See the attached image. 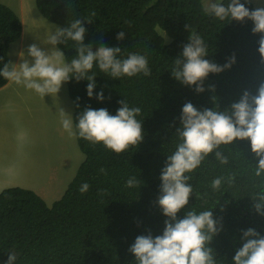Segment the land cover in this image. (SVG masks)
<instances>
[{"label":"trees","instance_id":"trees-1","mask_svg":"<svg viewBox=\"0 0 264 264\" xmlns=\"http://www.w3.org/2000/svg\"><path fill=\"white\" fill-rule=\"evenodd\" d=\"M202 5L203 0H36L39 13L60 28L75 19L85 20L84 43L93 45L94 51L103 44L124 49L121 58L130 52L147 56L150 76L113 79L98 68L93 70L95 94L103 91V102L87 95V80L66 82L75 132L76 117L83 109L106 108L115 115L121 107L119 101L125 99L130 107L141 109L137 119L142 122L144 140L117 155L77 133L85 160L63 196L51 206L29 189L3 190L0 264H7L9 253L15 255V264H136L129 252L136 237L163 233L167 217L158 205L160 177L167 156L181 143L176 129L183 106L191 102L201 111H224L245 90L256 94L264 82V60L258 52L260 35L252 33L253 22L220 21L205 15ZM246 6L255 9L253 0ZM186 25L205 40L209 61L223 66L233 54L236 57L231 69L209 74L202 93H197L195 86L181 84L171 72L175 60L182 58L183 45L190 42ZM121 31L125 33L123 41L117 39ZM22 32L19 15L0 4V69L11 62L10 46L20 40ZM58 47L69 63L77 56V45L71 40ZM9 82L0 76V89ZM218 150L228 162L222 164L213 153L187 174L194 193L178 216L183 218L193 209L197 213L213 210L222 231L210 247L217 264H233L236 250L242 247L243 231L254 228L264 235V216L256 212L252 199L264 192V175H255L259 161L250 140H237ZM131 177L140 184L126 187ZM220 177L224 182L214 190L212 182ZM84 183L90 186L87 192L80 191Z\"/></svg>","mask_w":264,"mask_h":264},{"label":"clouds","instance_id":"clouds-1","mask_svg":"<svg viewBox=\"0 0 264 264\" xmlns=\"http://www.w3.org/2000/svg\"><path fill=\"white\" fill-rule=\"evenodd\" d=\"M251 2L252 0H245L244 3L241 0H227L226 3L225 0H204L202 10L205 15L220 21H252V33L260 35L258 52L264 60V6L252 10L246 6V3ZM84 22L85 20L75 19L68 27L55 26L54 31L46 33L42 41L51 46L49 49H42L33 43L26 52L18 53L20 63H5L0 69V76L34 90L42 97L58 96L62 86L73 78L77 82L87 80V95L103 102V91L95 94L97 83L94 69L98 68L113 79L151 75L146 55L130 52L121 58L124 49L120 47L102 44L94 51L93 45H85ZM185 27L190 31V42L183 45L182 58L175 60L172 76L185 86H195V91L202 93L205 91L204 81L209 74H219L231 69L236 63V57L233 54L223 66L209 61L205 58L209 54L205 40L191 31L190 25ZM117 39L123 41L125 33L119 32ZM69 40L77 45V56L70 63L58 47L60 44L67 45ZM119 104L121 107L115 115L110 114L106 108L93 109L89 106L83 109L75 120L76 132L73 131L72 115L60 108L63 129L70 136L78 133L79 137L93 144L102 143L119 155L140 145L144 140L142 122L137 119L141 109L130 107L125 99L119 101ZM180 121L176 133L181 143L167 156L160 177L162 184L158 205L167 217L165 227L161 235L153 236L149 232L148 235L136 237L129 248V252L135 256L136 264H217L216 253L214 255L210 244L214 236L222 231V224L214 218L213 210L199 213L194 209L188 210L183 218L178 214L189 205L194 193L189 183L191 176L187 174L193 173L213 153L222 164L228 162L227 157L218 150L221 145H231L237 140H250L251 150L259 161L255 175H264V82L259 84L256 94L245 90L240 99L224 111L208 108L201 111L187 102L182 108ZM140 182L136 177H131L127 180L126 187L138 186ZM223 182V177L215 179L212 188L219 190ZM89 187L84 183L80 191L87 192ZM196 197L199 199L197 193ZM252 199L255 201L256 212L264 216V192ZM15 259V255L9 253L7 264H15ZM233 264H264V235L254 228L243 231L242 247L236 250Z\"/></svg>","mask_w":264,"mask_h":264},{"label":"rangeland","instance_id":"rangeland-1","mask_svg":"<svg viewBox=\"0 0 264 264\" xmlns=\"http://www.w3.org/2000/svg\"><path fill=\"white\" fill-rule=\"evenodd\" d=\"M0 4L22 16L21 38L9 50L11 63H20L18 53L33 43L45 50L51 47L42 41L59 26L39 13L36 0H0ZM253 4L264 6V0ZM60 108L73 116L67 83L53 97H42L12 81L0 89V193L13 187L29 189L49 206L63 196L85 156L76 135L63 129Z\"/></svg>","mask_w":264,"mask_h":264},{"label":"crops","instance_id":"crops-1","mask_svg":"<svg viewBox=\"0 0 264 264\" xmlns=\"http://www.w3.org/2000/svg\"><path fill=\"white\" fill-rule=\"evenodd\" d=\"M17 14H18V13H17ZM18 15H19V14H18ZM19 17H20V19H21V21H22V16L20 15Z\"/></svg>","mask_w":264,"mask_h":264}]
</instances>
